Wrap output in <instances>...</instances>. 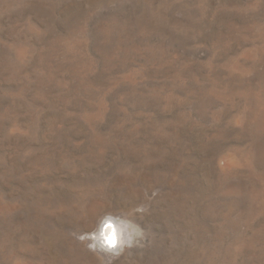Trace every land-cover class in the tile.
Instances as JSON below:
<instances>
[{"label": "rangeland", "instance_id": "374dc122", "mask_svg": "<svg viewBox=\"0 0 264 264\" xmlns=\"http://www.w3.org/2000/svg\"><path fill=\"white\" fill-rule=\"evenodd\" d=\"M0 264H264V0H0Z\"/></svg>", "mask_w": 264, "mask_h": 264}, {"label": "clouds", "instance_id": "9594fccd", "mask_svg": "<svg viewBox=\"0 0 264 264\" xmlns=\"http://www.w3.org/2000/svg\"><path fill=\"white\" fill-rule=\"evenodd\" d=\"M143 209L126 212H108L98 217L93 229L81 239H87V246L108 257H117L126 249L141 245L146 238L145 229L136 215Z\"/></svg>", "mask_w": 264, "mask_h": 264}]
</instances>
